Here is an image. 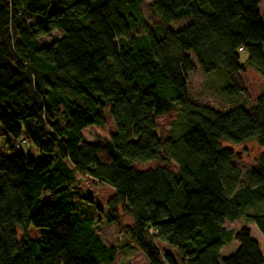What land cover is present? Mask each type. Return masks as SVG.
Instances as JSON below:
<instances>
[{
  "label": "trees",
  "instance_id": "obj_1",
  "mask_svg": "<svg viewBox=\"0 0 264 264\" xmlns=\"http://www.w3.org/2000/svg\"><path fill=\"white\" fill-rule=\"evenodd\" d=\"M143 2L0 0V264L113 263L116 248L65 196L75 174L113 189L105 221L118 223L120 210L132 217L123 234L146 264H177L158 243L179 264H264L247 227H224L264 202V152L241 173L221 144L264 148V89L253 106L221 112L193 102L186 78L190 52L202 73L221 70L223 94H245L241 54L264 73V0H151L148 21ZM106 105L114 131L103 144L84 140L85 128L105 123ZM174 109L182 130L160 138L155 118ZM248 219L264 238V212Z\"/></svg>",
  "mask_w": 264,
  "mask_h": 264
},
{
  "label": "rangeland",
  "instance_id": "obj_2",
  "mask_svg": "<svg viewBox=\"0 0 264 264\" xmlns=\"http://www.w3.org/2000/svg\"><path fill=\"white\" fill-rule=\"evenodd\" d=\"M150 1L151 0H144V2L139 5L138 9V12L147 21L149 20V16L146 11V5L149 4ZM258 10L260 15H262L264 13L263 5H260ZM188 18L175 21L171 24L172 28L178 29L183 27L190 20V18ZM34 20L35 19L30 18L29 22ZM61 35L62 32L60 30H55L41 37L38 41L39 45L48 44L58 39ZM187 54L190 56L196 67L194 71L189 72L186 76L187 92L190 99L196 104L209 106L221 112L230 110L236 106L249 108L253 106L256 98L264 89V73L246 63L247 55L245 53H242L240 58V61L244 63L245 66V69L240 73V76L246 93L236 96H227L221 91L223 85L226 83L224 74L221 70L204 74L196 65V61L192 54L190 52H187ZM109 107L110 105H106L105 107V123L103 125L89 126L82 131L84 140L103 144L104 140L114 131L113 122L108 115ZM57 119L61 121V117H57ZM155 125L160 138H164L166 135L170 134L175 136L182 130L175 109L168 114L156 117ZM22 140L23 142L20 144L19 148L24 152H29L30 145L25 139ZM2 141V137L0 136V144H2ZM221 144L223 148H232L235 151L234 164L241 173H244L247 169L253 166L258 155L264 152V148L259 147L254 140H248L240 144H232L229 142H222ZM36 154L35 151L29 152V155L34 159L37 158ZM155 164L156 163L154 162H147L146 164H135L134 167L146 168L154 166ZM171 168H174L173 164L171 165ZM113 193L114 191L110 186L106 184H98L96 180L91 178H80L78 174H75L74 179L67 185L65 196L67 200L72 203L75 213L80 218L93 219L94 231L99 235L103 243L116 248V256L112 264H146L147 261L140 251L123 234L125 225L132 223V217L120 210L118 223H107L105 221V205ZM48 199H50L49 194H45L42 198L43 201ZM262 212H264V202L246 208L241 217L236 220L225 221L224 227L226 229L237 231L241 227L246 226L250 230L251 235L259 242L264 257V238L261 236L255 225L248 221V216ZM17 231L19 234L21 233L20 228H17ZM26 234L31 239L39 240L41 238L40 229H35L33 227H28L26 229ZM158 245L163 251L171 253L177 264H179L181 258L172 248L162 243H158ZM237 245L238 243L235 240L223 245L220 250V256L226 257L232 254Z\"/></svg>",
  "mask_w": 264,
  "mask_h": 264
},
{
  "label": "crops",
  "instance_id": "obj_3",
  "mask_svg": "<svg viewBox=\"0 0 264 264\" xmlns=\"http://www.w3.org/2000/svg\"><path fill=\"white\" fill-rule=\"evenodd\" d=\"M94 143V142H93ZM151 162H154V163H156L154 166H149V167H146V168H140V167H134L135 166V164H137V163H135V164H133L132 166H133V168L134 169H136V170H138V171H145V170H147V169H153V168H155L156 166H158V163L157 162H155V161H151ZM148 163H150V162H148ZM146 164V163H145ZM174 165V168H171V165ZM169 168L170 169H172V170H174V171H176V165L174 164V163H171L170 165H169ZM249 223H251V222H249ZM246 227V226H245Z\"/></svg>",
  "mask_w": 264,
  "mask_h": 264
},
{
  "label": "built area",
  "instance_id": "obj_4",
  "mask_svg": "<svg viewBox=\"0 0 264 264\" xmlns=\"http://www.w3.org/2000/svg\"><path fill=\"white\" fill-rule=\"evenodd\" d=\"M20 144H21V142H20ZM150 232H152V230H149Z\"/></svg>",
  "mask_w": 264,
  "mask_h": 264
}]
</instances>
